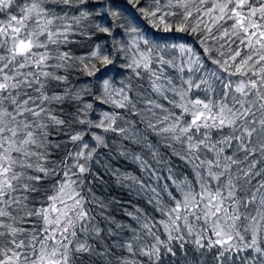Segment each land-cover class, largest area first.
<instances>
[{
  "label": "snow or ice",
  "instance_id": "6c2138e0",
  "mask_svg": "<svg viewBox=\"0 0 264 264\" xmlns=\"http://www.w3.org/2000/svg\"><path fill=\"white\" fill-rule=\"evenodd\" d=\"M0 264H264V0H0Z\"/></svg>",
  "mask_w": 264,
  "mask_h": 264
},
{
  "label": "trees",
  "instance_id": "16d2710c",
  "mask_svg": "<svg viewBox=\"0 0 264 264\" xmlns=\"http://www.w3.org/2000/svg\"><path fill=\"white\" fill-rule=\"evenodd\" d=\"M178 35H182V38L184 40L190 42V43L193 42L194 39H195L194 37H191V36H189L187 34H178ZM94 39L96 41H100V40L106 39V37H104L101 34V35L96 36ZM83 51H87V49H77V54H80V52H83ZM74 79H75V77H74ZM79 79L80 80H86L88 78L81 76ZM93 131L99 132L98 129H93ZM86 139H88V137H86ZM111 139H112V136H111V134H109V140H111ZM100 152H101V154H105L107 152V150L100 149ZM104 159H109V157L104 155ZM111 163L113 164V166H120L122 168V170L127 169L128 171H132L134 169V165L126 164V163H124L123 161H120V160H114V161H111ZM105 179H108V178L105 177ZM111 195L116 196L117 198H123V199H127L128 198L119 188H116L114 186L111 189Z\"/></svg>",
  "mask_w": 264,
  "mask_h": 264
}]
</instances>
